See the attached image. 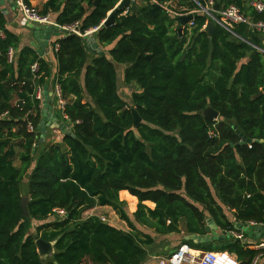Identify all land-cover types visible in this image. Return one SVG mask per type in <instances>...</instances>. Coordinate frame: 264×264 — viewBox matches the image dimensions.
Returning <instances> with one entry per match:
<instances>
[{
    "label": "trees",
    "instance_id": "1",
    "mask_svg": "<svg viewBox=\"0 0 264 264\" xmlns=\"http://www.w3.org/2000/svg\"><path fill=\"white\" fill-rule=\"evenodd\" d=\"M94 1L47 0L39 12L57 14L58 26L79 22L82 35L99 27L98 44L114 43L89 61L83 38L64 33L56 41L60 118L73 136L45 145L35 144L41 120L35 93L50 69L34 49L19 47L0 13V264H144L154 239L123 212L122 191L137 200L135 223L161 236L179 233L180 221L186 235L204 236L206 216L222 232L234 231L224 209L234 223H264V54L239 38L261 44L243 24L230 26L239 38L217 25L209 36L208 19L196 12L179 33L177 16L208 0H175L181 9L172 0H133L107 27L100 25L121 0ZM248 1L214 4L260 19ZM118 65L125 66L123 82L136 88L131 106L119 94ZM207 107L217 120L204 119ZM132 109L141 120L136 128ZM96 207L110 208L128 230L95 215L81 219ZM55 210L65 217L48 221ZM34 220L42 221L35 236ZM38 239L54 243L52 257L40 259ZM223 239L184 243L249 264L251 248Z\"/></svg>",
    "mask_w": 264,
    "mask_h": 264
},
{
    "label": "built area",
    "instance_id": "2",
    "mask_svg": "<svg viewBox=\"0 0 264 264\" xmlns=\"http://www.w3.org/2000/svg\"><path fill=\"white\" fill-rule=\"evenodd\" d=\"M198 6V10L200 14H202L207 21H211L214 25L219 26L231 33L233 36H236L230 26L243 24L247 27V29H251L257 31L259 33L264 34V3L263 2H252L250 7L254 10L257 15L262 16L261 19L250 22L246 17H244L240 11L233 6L219 9V11H214V0H208L204 6H201L199 3L194 1ZM16 8L19 13L26 18L28 21L32 23H36L38 25H45L50 27H59L66 31L68 34H75L77 36H83L79 31V23H73L67 26H58L54 22H52L48 15L41 16L39 15L33 8L27 6L23 0H16ZM192 25V23H190ZM88 33V32H87ZM85 33V34H87ZM84 34V35H85ZM243 42L247 43V41L239 38ZM258 51L264 53V51L257 49ZM11 55V53H10ZM11 58V57H10ZM59 93V92H58ZM35 96L38 100L42 99L41 89H38L35 93ZM61 101V100H60ZM58 102L60 107L61 102ZM28 131H33V128L30 124H28ZM54 214L59 215L60 217L65 216V212L63 210H55ZM104 221V219H102ZM235 231H230L232 237L242 243H245L247 247L251 248L255 253L254 256L250 259L249 264H264V239L260 238L259 240H255V242H246V236L244 234V230L247 228H256L262 229L264 234V224L257 223L254 221H248L244 224H239L236 227L234 225ZM146 264H239L236 257L227 252L220 251H201L199 249H195L188 244L181 243L175 249L170 252H167L162 255H155L149 258V261Z\"/></svg>",
    "mask_w": 264,
    "mask_h": 264
},
{
    "label": "water",
    "instance_id": "3",
    "mask_svg": "<svg viewBox=\"0 0 264 264\" xmlns=\"http://www.w3.org/2000/svg\"><path fill=\"white\" fill-rule=\"evenodd\" d=\"M13 2V0H10ZM2 1L0 0V3ZM100 0H95L94 6H97ZM129 5V0H121V2L115 7L114 11L109 15L108 19H106L103 22V26L107 27L111 25L114 22V13L117 11H123L127 6ZM219 5L217 4L214 7V11L217 12L219 10ZM193 19V15H188L182 18H179L178 21L180 23L179 33L181 32L183 26L187 25L191 20ZM215 25L213 22H207L204 31L208 33L209 36H211L212 31L214 29ZM55 31L52 32L50 27L42 26L39 27L36 25H32V31H33V37L36 41L40 43L38 45L40 48L37 50V54L42 57L43 51H45L48 46L49 42L52 37H60L61 33H64L63 29L55 28ZM87 40L92 41V37L90 35H85L84 37ZM93 48L97 49L98 46L95 44L87 45L88 50H92ZM42 109H41V120L38 125L39 133L36 136V142L35 144H38L39 142H42L44 140V137L46 136L47 129L51 130H57L59 131L62 136H73L71 133V130L66 127L64 124H57V117L53 114V106H52V93L47 92V88H43V99L41 103ZM132 116H133V122H134V128H136L140 123V118L136 112L135 109L131 110ZM201 115L206 120H217L219 115L216 111L212 110L210 107H207L203 112H201ZM236 134L240 137V145H244L247 143V140L242 137L238 131H235ZM258 143H263V141H258ZM231 146V145H230ZM27 202L28 198L23 197L20 200V206L22 209L23 214L27 215ZM208 226L205 228L206 234L204 236L199 235H187L184 237L185 242H192L195 245L197 244H204L209 243L211 241H215L218 239L216 231L218 230V227L214 224V222L209 218L206 220ZM239 224H237L238 226ZM244 234L246 237L259 240L260 238L264 239V234L262 229H256V228H247L244 230ZM37 245V252L41 260H44L46 258H50L54 254V243L43 241L42 239H38L36 241Z\"/></svg>",
    "mask_w": 264,
    "mask_h": 264
},
{
    "label": "crops",
    "instance_id": "4",
    "mask_svg": "<svg viewBox=\"0 0 264 264\" xmlns=\"http://www.w3.org/2000/svg\"><path fill=\"white\" fill-rule=\"evenodd\" d=\"M1 1L2 2L0 3V13L3 15V17H4L5 21H6V29L9 32H11L14 35H16V37L18 38V41H19V47L20 48L30 47V48L34 49V51L37 53V50L40 48L38 46V45H40V43L38 41H36L34 39V37H33L32 25H36L38 27L40 25L28 21L26 18H24L19 13L18 9L16 8V0H13V2H11L10 0H1ZM132 1L133 0H129V3L132 2ZM46 2H47V0H30L29 1V5H27V4L26 5L29 6V7H31V8H33L39 14V12L42 10V5L44 3H46ZM252 2H263L264 3V0H249L248 1L247 7L250 8L254 12V10L250 7V4ZM82 4H83V6L86 7V2H83ZM217 4L218 3L214 4V7ZM230 6L236 7L234 5H230ZM230 6H228V7H230ZM219 7H220V5H219ZM219 9H221V8H219ZM240 13L244 17H246L250 22L257 21V19H254L253 17L248 16V15H245L241 11H240ZM48 16H49L50 20L55 23V18L57 16V14L49 13ZM261 18H262V16H261ZM103 22H102V24L100 26H103ZM47 27H50V26H47ZM50 28H51L52 32H54L55 31L54 29L57 28V27L54 26V27H50ZM98 28L99 27L94 28V29H90V30H88V31L85 32V33L88 32L87 34H85L86 36L87 35H90L93 38L92 41L85 39L84 38L85 35L81 36L84 39L83 42L86 44V47H87L88 43H89V45L95 44V45L98 46L97 49H95V48H93L92 50H88L87 49L88 53L90 54L89 55V61L91 60V56L92 55H95V54H97V55L106 54L107 51L110 48H112L113 45H114V43H113L110 46L104 47V46H101L100 44H98L96 38L94 37V33L98 30ZM79 30H80V23H79ZM248 33H249V38L251 36L250 40L257 41V42H259L261 44V46H264V34L259 33V32L254 31V30H251V29H248ZM63 34L64 33H61L60 37H58V38L52 37L51 40H50V42H49L48 48L45 51H43V56L42 57L39 56L40 58L45 59L47 65H48V67L50 69V72H51V77L46 80L45 85L41 89L42 98H43V88L46 87L47 88V92L48 93H52V102H53V100H55V102L57 104L56 106H57L59 115H60V109H59V105H58L59 93H58V87H57V85L55 83V80H54V78L56 76V73H57V62H56V59L54 57L53 51L55 50V47H56V44H55L56 41L58 39L62 38L63 37ZM247 44L250 45V46H252L255 49H260V50L264 51V49L262 47L253 46L249 42H247ZM9 60H11V58ZM41 109H42V107H41ZM52 111H53V109H52ZM53 114L55 115V112L54 111H53ZM57 120L59 122H63L62 119L60 118V116H59V119L57 118ZM61 140H62V134L61 133L59 134L58 131L56 132V130L54 131V130H51V129H47L46 136L44 137V140L42 141L43 142L42 144L45 145V144H51V143H60ZM153 207H154V205H153ZM245 241L246 242H251V241L255 242V240L254 239H251V238H247V239H245ZM241 244L242 245H246L245 243H242V242H241ZM172 250H170V251H172ZM170 251H168V252H170ZM146 263H147V261L145 260L144 264H146Z\"/></svg>",
    "mask_w": 264,
    "mask_h": 264
},
{
    "label": "rangeland",
    "instance_id": "5",
    "mask_svg": "<svg viewBox=\"0 0 264 264\" xmlns=\"http://www.w3.org/2000/svg\"><path fill=\"white\" fill-rule=\"evenodd\" d=\"M135 1H136V4L137 5H139L141 3L140 0H135ZM171 6L172 7L175 6L178 9H181V8H179L177 6V2L175 0H172ZM194 12L199 13V11H193V12H190L189 14H186V15H181V16L174 15V16H177L178 19H179V18L188 16V15H193ZM170 14L173 15V13H170ZM178 25L181 26L180 23H178ZM178 25L176 24L174 26V29H176L178 27ZM64 33H67V32L64 31ZM79 37H81V36H79ZM81 38H83V37H81ZM250 38H251V36H250ZM84 45L86 46L85 43H84ZM259 47H262V46H259ZM86 49H87V47H86ZM124 68H125V66H123V65H118L116 67L117 76H118V90H119V94H120L122 100L125 103H127L128 106H131L132 105V102H131V94H132V92H134V90H136V88H134L133 86H128L127 84H125L123 82V70H124ZM59 101H60V98L58 97V102ZM60 102H61V106L63 107L64 106L63 101L61 100ZM52 104H53V111L55 112V116H57V118L59 119L58 116H60V115L58 113V109H57V106H56L57 104H56L55 100H53ZM58 105H59V103H58ZM62 107H60V105H59L60 111L62 110ZM59 123L64 124L66 127H68L64 122L57 121V124H59ZM56 132H57V130H56ZM58 133H60V132L58 131ZM124 192H126V191H124ZM122 193H123V191L119 193V201L121 203L120 207L123 210V212L133 222V224L136 226V228L138 230H140L143 233H146V234L150 235L154 239L153 245H151V246H149V247L146 248L147 254H146V259L145 260L147 262L149 261V258L150 257H153L155 255L165 254L168 251H170V250L174 249L175 247H177L179 244H181V242H184V237L186 236V234L183 231V222L182 221H180V224H179V227H180L181 231L179 233H174V234H170V235H167V236H161V235L155 234L153 232V230L148 229V228H145V227H141L140 225L136 224L135 221L133 220L132 214L136 211L137 200L134 197L135 198L134 199V202H131L130 201V198L129 197L127 198V195L126 196H123ZM126 193L128 194V196H131L128 192H126ZM212 194H214L213 193V190H212ZM131 197H133V196H131ZM145 205L147 207H149V208H153V204H151V203H147L146 202ZM224 213H225L226 217L230 221H232L233 224H235L234 223V219L232 217V212L229 211V210H227V209H224ZM92 215L98 216L101 220L104 219V221H103L104 223H107V224H109L111 226H114L115 228H117L119 230H122V231H127L128 230L126 224L124 222H122L121 220H119V218L115 215V213L110 208H107V207H96V208H93L91 210H87V211L83 212V214L81 215V219L85 220L87 217L92 216ZM51 216L52 217H50L48 219V221H54V219H56V218L63 219L65 217V216L64 217H60L57 214H52ZM207 219H209L208 216H206V220ZM41 224H42V221H35V220L32 221L31 222V228L29 230V234L35 236L36 233H37L36 232V227L39 226V225H41ZM216 233H217V237L218 238H227V239H223L222 242L224 244H227V243H229L232 240L233 241H236L232 237V235L230 234V231L222 232L218 228V230L216 231ZM218 245H220V244H219L218 241H216L213 244V247H217ZM197 248L199 250H201V251H204V252L205 251H210V250L205 249V248H199V247H197ZM213 251H218V250H216L214 248ZM83 264H91V263L90 262H84Z\"/></svg>",
    "mask_w": 264,
    "mask_h": 264
},
{
    "label": "clouds",
    "instance_id": "6",
    "mask_svg": "<svg viewBox=\"0 0 264 264\" xmlns=\"http://www.w3.org/2000/svg\"><path fill=\"white\" fill-rule=\"evenodd\" d=\"M191 22V21H190ZM207 22H211V21H207ZM59 28V27H58ZM43 99V98H42ZM42 99L40 100V101H42ZM53 106V105H52ZM205 228L208 226V224H207V222L205 221ZM236 224V227H237V224H240V223H235ZM234 224V225H235ZM238 228V227H237ZM237 228H235V226H234V231H235V229H237ZM187 236V235H186ZM246 238H248V237H246ZM185 242V241H184ZM184 242H181V243H184ZM241 243V242H240ZM185 244H187V243H185ZM189 245V244H188ZM190 246V245H189ZM245 246V245H244ZM192 247V246H191ZM195 249H198V248H195ZM221 252V251H220Z\"/></svg>",
    "mask_w": 264,
    "mask_h": 264
}]
</instances>
